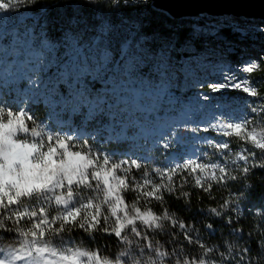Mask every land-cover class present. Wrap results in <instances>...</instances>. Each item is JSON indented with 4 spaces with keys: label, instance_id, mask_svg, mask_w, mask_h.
I'll return each mask as SVG.
<instances>
[{
    "label": "snow or ice",
    "instance_id": "snow-or-ice-1",
    "mask_svg": "<svg viewBox=\"0 0 264 264\" xmlns=\"http://www.w3.org/2000/svg\"><path fill=\"white\" fill-rule=\"evenodd\" d=\"M24 2L0 0V10ZM196 67L187 74L194 75ZM157 71L167 75L168 65L161 63ZM258 71L264 72V60L250 59L240 69L243 75L225 72L219 82L193 85L211 93L239 91L254 99L238 119H217L203 128L185 126L193 135L211 131L220 139L202 138L208 150L164 167L140 157L101 155L83 140L46 132L30 111L0 100V264H264V206L255 214L241 208L245 180L254 170H264V90L257 82L264 77L251 75ZM68 76L69 87L83 96L79 80ZM228 137L237 138L238 149ZM164 146L171 148L168 138ZM133 169L139 179L130 175ZM230 181L240 185L237 195L219 209H208L205 218H220L232 239L209 247L194 223L166 207L167 197L187 205L192 194L183 190L185 184L211 192L213 182L230 186ZM127 192L135 194L131 201ZM153 201L159 212L150 206ZM245 213L259 217L247 232L238 227L239 219H232ZM215 224L212 220L202 227L214 233ZM161 232L168 237L163 244L155 239ZM253 232L256 246L250 247ZM99 237L111 239L116 251L92 247Z\"/></svg>",
    "mask_w": 264,
    "mask_h": 264
},
{
    "label": "rangeland",
    "instance_id": "rangeland-1",
    "mask_svg": "<svg viewBox=\"0 0 264 264\" xmlns=\"http://www.w3.org/2000/svg\"><path fill=\"white\" fill-rule=\"evenodd\" d=\"M149 1L125 0V3L146 4ZM53 13L49 10L45 14L46 22L52 19ZM15 15L12 11L0 10V100L13 102L7 104L25 110L30 103L44 104L43 116L37 109L28 110L41 128L83 140L101 155L140 157L152 162V166L164 167L182 157L208 150L202 138L220 139L211 131L193 135L185 126L203 128L217 119H238L246 111L248 101L254 99L239 91L211 93L207 87L202 91L193 85L219 82L225 72L243 75L240 69L245 62L264 60L262 22L230 17L191 18L195 19L192 20L194 37L201 39L200 49L190 45L186 57L178 61L169 54L174 46L164 45L157 52L148 48L149 39L138 32L140 21L135 24L136 33L130 29L120 34L117 30L120 22L114 19V13L99 24L96 32L102 40L98 44H95L96 38L91 39L92 36H86L77 28L78 21L70 24L68 30H60L59 38L54 39L46 33V26L35 22L36 15L30 18L20 13L17 18ZM134 22L136 20L130 24L134 25ZM228 28L234 37L226 45L220 30ZM219 40L223 43L213 44ZM236 50L240 53L236 59H231L229 54ZM161 63L168 65L167 75L157 71ZM193 65L197 67L194 75L189 76L187 72ZM68 73L74 80L87 75L90 77L88 82L98 83L99 87L93 88L96 86L90 84L91 90L83 93V84L80 83L83 96H77L76 90L69 87ZM260 73L251 75L253 78L263 77ZM61 85L72 93L71 98L62 104L64 107L59 105L64 101L61 98L64 94L59 92ZM174 89L182 95L188 93L170 101V96L175 95ZM203 94H208L210 99L203 100ZM109 100H113L112 104L105 107L104 102ZM102 104L106 109L104 114L108 116L106 123L95 120L96 123L83 128L84 112L90 113ZM75 113L81 117L80 125L70 121L69 115ZM165 138L171 141V148H165ZM119 142L125 143L127 148L119 147ZM156 156L165 157L162 166ZM130 175L139 179L135 169Z\"/></svg>",
    "mask_w": 264,
    "mask_h": 264
},
{
    "label": "trees",
    "instance_id": "trees-1",
    "mask_svg": "<svg viewBox=\"0 0 264 264\" xmlns=\"http://www.w3.org/2000/svg\"><path fill=\"white\" fill-rule=\"evenodd\" d=\"M115 3L117 7H115ZM124 3L125 0H94V2L92 3H89L88 0H34V2L33 0H25V2L20 3L19 6L13 5L10 11L16 14L15 18L20 15H26V17L28 18L33 15H36L35 22H38L37 24H42L43 26H46V33L54 39L59 38V35L61 34L60 30H65L66 28L68 30L70 26H72L70 24H76L75 21H78L79 23L76 24L78 29H81L86 36H92L91 39L96 38L95 44L101 43L102 37L100 36V34H97L96 30L99 24H101L105 18L109 17L114 13V19L116 18V20L120 22V25L117 28V30L121 32L120 34H123L124 32L126 33V31L130 29L133 30L134 33H136L137 29L135 24L139 23L138 21L142 22L138 32L140 36L149 39V43L147 44H149L148 48H150L151 50H155L157 52L164 45H171L172 47L174 46L169 54H171L173 58H175V60L179 61L181 57H186V50L191 47L190 45L200 49L199 45L201 43V39L198 40L197 37H194L192 20L203 18L209 15H204L195 19H172L167 14L159 12L152 8L150 1L146 4H130L127 2L125 4ZM49 10L54 11V13L52 19H49L48 22H46L47 18L45 17V14H47ZM18 13H20V15H18ZM209 17L212 18L211 16ZM134 20H136V22H134V25H131L130 22ZM258 22L264 23L263 21ZM220 33L225 38V44H230L232 37H234V34L230 32V28L220 30ZM219 42L223 43L221 40H219L217 41V43L213 44H218ZM129 46L131 47V45ZM239 53L240 51L236 50L235 53L229 54V56L231 57V59H236V56H238ZM260 74L264 77V72H261ZM77 79L79 80V83L83 84V86L81 87L83 93L87 90H91L89 86L90 84L92 86H96L93 88L99 87L98 83L93 84L91 82H88L90 77L87 75L84 77H78ZM60 87L61 90L59 92H62L64 94L61 97L64 101L59 105L64 107L65 105L62 104L66 102L69 98H71L70 96L72 93H70V90L69 92L66 91L65 86L61 85ZM261 88L262 90H264V82L262 83ZM174 93V96H170V101H172L174 97H180V95H182L177 91V89H174ZM187 93L188 92H185L182 96L185 97L184 95H186ZM105 102L104 106L106 104L110 106V103L112 104L113 100ZM105 107H103L102 104L100 105V107L93 109L90 113L84 112L85 115L82 120V127H89V125H92L95 120H103L106 123V121L108 120V116L107 114H104L106 110ZM31 108L37 109L38 114L42 116L46 111V107L44 106V104H40L38 106L35 103H30L26 109L29 110ZM164 110L169 111L166 108ZM42 116H40L39 119H42ZM69 117L70 121H72L73 123H78V125H80L81 122L79 119L81 117L76 116V113L73 115H69ZM228 139L232 141L231 147L234 150L238 149L239 141L237 140V138L228 137ZM98 141L100 142L101 139H99ZM119 147L124 149L127 148L126 144L123 142H119ZM159 152L162 153L163 151L160 150ZM156 157L158 158V156ZM164 158L159 157L158 159H156L157 161H159V166L163 165ZM139 171L142 172L143 169ZM229 185L230 186L217 185L213 182L212 191L203 192L200 189H193L189 184H185L183 190L189 191L192 194L190 202L186 205L182 199L167 197L166 207H168L170 211L175 212L177 218H182L186 222L194 223L196 227L200 229L199 236L201 238L202 243L206 244L209 247H219L222 241H228L232 239V237H230L228 234V225L225 224L222 220H220V218L208 217L206 219L205 217L208 216V209L213 207L219 209V206L223 203V201L230 200L237 195L236 189L239 188L240 185L234 181H230ZM244 192L246 194V198L241 204V208H247L250 213L255 214L261 206H264V170H254L251 179H246L244 182ZM134 195L135 194L132 192H127L125 193V198L126 200L131 201ZM150 206L153 208L154 211L159 212L160 209L157 202L153 201ZM232 219H239L241 223H239L238 227L243 228L246 232L251 230L252 225H258L259 222L258 216L253 215L249 218L247 213L240 215L239 217L233 214ZM212 220H216V230L214 233H209L206 229L202 227V225L212 222ZM255 237L256 233L253 232V238L247 240L248 246H256L253 243ZM81 238L82 236L77 237L78 240ZM167 238V233L165 232H161L158 236L155 237V239L160 241V243L162 244L166 242ZM233 243L238 242L233 240ZM85 244L86 246L88 245L86 239ZM91 246H107L109 253L116 251L113 241L108 238L99 237L96 241L92 242ZM169 246L171 245L169 244ZM239 246L242 247L243 244L240 243ZM256 259L259 258L256 257Z\"/></svg>",
    "mask_w": 264,
    "mask_h": 264
},
{
    "label": "bare ground",
    "instance_id": "bare-ground-1",
    "mask_svg": "<svg viewBox=\"0 0 264 264\" xmlns=\"http://www.w3.org/2000/svg\"><path fill=\"white\" fill-rule=\"evenodd\" d=\"M175 18L196 16L198 13L243 14L264 18V0H153ZM195 18V17H192Z\"/></svg>",
    "mask_w": 264,
    "mask_h": 264
},
{
    "label": "water",
    "instance_id": "water-1",
    "mask_svg": "<svg viewBox=\"0 0 264 264\" xmlns=\"http://www.w3.org/2000/svg\"><path fill=\"white\" fill-rule=\"evenodd\" d=\"M151 6L155 10L167 14L172 19H191L192 17H202L204 15H209L211 17H217V18H221V17H235L237 19H248V20H257V21H263L264 22V18L262 16L243 15V14H235V15H233V14H229V13H227V14L226 13H224V14H210V13L204 12V13H198V14H196V16H183V17H180V18H175L172 15H170L169 13H167L164 9L156 7L153 0H151Z\"/></svg>",
    "mask_w": 264,
    "mask_h": 264
}]
</instances>
